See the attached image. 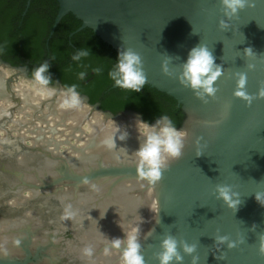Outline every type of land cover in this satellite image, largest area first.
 <instances>
[{"label":"water","instance_id":"water-1","mask_svg":"<svg viewBox=\"0 0 264 264\" xmlns=\"http://www.w3.org/2000/svg\"><path fill=\"white\" fill-rule=\"evenodd\" d=\"M57 1L60 9L47 43L62 19L72 13L82 22L78 31L91 29L117 53L122 48L138 52L147 83L176 99L186 114L182 126L176 127L186 132L183 156L166 160L162 179L150 184L141 175L143 169L136 155L146 137L126 124L110 125L108 121L134 115L155 124L161 117L151 123L134 109L114 113L76 90L107 118L81 141L90 112L73 125L68 118L72 111L62 113L54 102L35 101L22 95L14 85L18 76L4 74H0V130H6V135L0 136V140L6 144L0 145V155L13 161H30L41 170L54 173V184L93 191H138L143 199L152 190L159 203L158 215L139 239L146 264H158L155 256L160 251V241L168 234L196 244L200 264H264V255L259 252V237L264 234V205L255 196L257 192L264 193V0H256L254 6L233 17L227 30L220 27V21L226 19L220 0ZM193 29L198 34H193ZM200 44L209 47L216 64L221 66V76L215 83L218 91L203 99L181 83L182 64L190 50ZM249 47L255 54L244 57V50ZM167 56L173 58L169 63L172 75L163 72ZM0 62L33 80L30 67L14 66L2 56ZM248 64L255 67L249 69ZM242 71L247 74L243 97L234 95L236 73ZM52 85L69 88L60 80ZM20 114L30 116L32 123L47 124L54 132L59 131V126L70 128L77 140L72 144L73 154L61 151L60 141L44 135L37 138L36 145H29L24 136H15L7 126L12 122L24 125L23 119H17ZM125 134L127 139L121 141L119 137ZM109 138L115 147L104 143ZM201 151L203 154L197 156ZM221 185H228L239 194V205L230 207L219 198L217 187ZM137 213L120 216L119 223L128 225ZM153 229L152 236L146 239ZM219 236H228L230 240L243 236L246 243L229 250L226 244H216L215 238ZM124 242L120 248L107 243L113 254L107 264L122 261ZM223 255L225 260L217 259ZM190 261L191 257L186 255L185 264ZM30 262L29 258L0 256V264Z\"/></svg>","mask_w":264,"mask_h":264},{"label":"rangeland","instance_id":"rangeland-1","mask_svg":"<svg viewBox=\"0 0 264 264\" xmlns=\"http://www.w3.org/2000/svg\"><path fill=\"white\" fill-rule=\"evenodd\" d=\"M17 119L26 123L12 122L7 129H11L15 136L26 137L29 145H36L37 138L44 135L60 141L61 151L73 154L72 144L77 140L68 127L59 126V131L54 132L40 121L32 123L30 116L20 114ZM5 135L6 130H0V136ZM3 144L6 143L0 140V145ZM56 180L54 173L35 167L33 162L13 161L0 155V256L29 258L30 264H105L104 253H111L107 243H112L113 235H119L122 229L126 230L132 224L133 219L128 225H121L120 216L137 213L146 205L147 198L143 199L138 191H93L54 184ZM73 201H77L78 207L70 203ZM88 204L95 208L103 206L102 212L113 216L109 228L89 234L88 227L92 224L97 228L99 224L91 223L85 212L78 213L81 214L78 219L73 218L74 214L70 220L66 219L68 211L86 210ZM89 246L93 249L91 257L83 253V249Z\"/></svg>","mask_w":264,"mask_h":264},{"label":"clouds","instance_id":"clouds-1","mask_svg":"<svg viewBox=\"0 0 264 264\" xmlns=\"http://www.w3.org/2000/svg\"><path fill=\"white\" fill-rule=\"evenodd\" d=\"M223 15L226 19L220 21V27L223 30H227L230 26L229 21L233 17L240 14L241 11L248 7L255 5L256 0H220ZM193 34H198L193 29ZM255 54L252 48H246L244 50V57ZM89 52L87 50H78L72 59L79 61L84 57H87ZM173 60L172 57L167 56L165 63L163 64V72L165 75H172L169 68V63ZM116 65L108 73L111 80L115 85L122 89L132 90L134 92L142 91L144 85L147 83V77L143 68V60L141 55L131 48H122L117 55ZM247 67L252 69L255 65L248 64ZM51 65L48 62L41 64L33 72V80L40 90L47 91L48 86L51 84L52 76L50 73ZM97 73L101 70L96 69ZM85 73H80V78L83 79ZM221 76V66L215 62V57L212 51L206 44H200L193 47L188 58L182 64L181 83L185 87H190L194 90L198 97L201 99L205 95L215 96L218 88L215 87V83ZM236 91L234 95L245 96L244 89L247 83L246 72L236 73ZM64 100L60 105L64 109H78L81 106L82 99L80 94L76 91V86L69 87L66 92L63 93ZM249 100L252 97H248ZM140 130L146 137L141 146L137 149L136 155L139 158V165L143 169L141 175L150 183L156 184L162 179L163 171L167 169V162L164 158V154L173 160L180 159L183 156L185 149L184 133L178 130L173 122L167 117L163 116L156 121L155 124H149L147 122L138 120ZM121 141L127 139V135H121L119 137ZM108 147H115L114 141L109 138L104 141ZM203 152H199L197 156H200ZM219 198L223 199L228 206L234 204L239 205V194L234 193L230 186L221 185L217 187ZM256 200L264 205V193H255ZM235 197V199H234ZM71 208V205L68 206ZM68 215L73 213L68 211ZM253 229L257 228V225L252 226ZM150 231L146 239L150 238L153 234ZM216 244L227 245L229 250L243 245L246 243V239L243 236L238 237L237 240H230L228 236L216 237ZM259 252L264 255V234L260 235ZM123 244V256L122 264H146L145 256L143 254V245L135 234L126 235V239ZM122 239H112V245L120 248ZM183 250L181 254L180 250ZM198 246L196 244H190L187 240H178L174 235L168 234L160 241V251L156 253L155 259L158 264H185V256L191 257L190 264H200V257L196 255ZM85 256L91 257L93 255V249L91 246L83 249ZM218 260H225L226 256L217 258Z\"/></svg>","mask_w":264,"mask_h":264},{"label":"trees","instance_id":"trees-1","mask_svg":"<svg viewBox=\"0 0 264 264\" xmlns=\"http://www.w3.org/2000/svg\"><path fill=\"white\" fill-rule=\"evenodd\" d=\"M0 0V56L14 66L30 67V75L41 64L51 65V83L60 80L67 87L76 86L92 103L118 113L134 109L148 122L169 116L175 127L182 126L186 114L176 99L146 83L140 92L114 88L108 73L116 65L117 51L85 28L72 13L66 15L50 36L60 6L57 0ZM28 9L26 15L25 11ZM78 50L89 55L79 61L72 59ZM96 69L101 71L97 73ZM85 73L83 79L80 73Z\"/></svg>","mask_w":264,"mask_h":264},{"label":"bare ground","instance_id":"bare-ground-1","mask_svg":"<svg viewBox=\"0 0 264 264\" xmlns=\"http://www.w3.org/2000/svg\"><path fill=\"white\" fill-rule=\"evenodd\" d=\"M0 74H4L5 76L17 75L18 77H17L16 81L14 82V85H15V88L17 89V91L22 93V95L31 96V98L35 101L46 99L48 102H51V103L54 102L55 107H57V109L62 113H64L67 110L72 111V115H70L68 118H69V123H71L73 125L77 124L79 122L82 115H84L86 112H90L91 115L89 117V120H87L83 125V133L81 134L83 136H88L89 133L93 130L95 125H97L100 122H104L105 120H107L106 115L103 112L96 110V109H93V107L91 105H89L88 103H86L82 97H81L82 103H81L80 108H78V109H64V108H62L60 105L63 103V100L65 98L63 93L66 92V89L61 87L60 85H52V86L49 85L48 90L42 92L40 90L39 86L34 83V80H31V79L25 77L21 71H19L17 69L9 68L6 65L2 64L1 62H0ZM56 118H58V117H56ZM138 120H140V119L134 115H126L124 117H120V119H118V120L110 119V121H108V122L110 125H113L116 123L123 124V125L126 124V125L132 127L133 129L141 132ZM68 129L70 130V128H68ZM181 132L184 133V137H185L186 132L185 131H181ZM83 138L85 139V137H83ZM164 158H165V160L170 159V157H167L166 154H164ZM89 197H92V196L90 195ZM146 198H147V202H146V205H144V207H145L144 213L143 212H142V214L138 213V215L134 216V218L132 220V224L128 228H126V230L122 229L121 233H126V235L135 234L137 236V238L140 239L152 227V225L156 221V218L158 215L159 203H158L156 197L154 196L152 190L147 192ZM76 202L77 201H73L70 203H72L78 207V204ZM106 205H107L106 202H104V206H106ZM86 206H88L86 208V210L81 209L78 211L75 209L71 212L74 214L73 218H77V219L80 218V215L82 214V212H85V214L88 213V216H90L88 218H90L91 223H96V224L98 223L99 224V227H97V228L94 225L92 226V224H91V226L88 227L89 234H92L93 231L96 232V230H100V232H101L104 229H106L107 227L109 228L110 224H112V222H113V219L111 218V215H109L107 212H102L103 206H99L97 208H95L93 205L89 206V204ZM78 213H81V214L78 215ZM71 217L72 216L67 215L66 219L70 220ZM114 218H115V216H114ZM102 220H104L103 223H102ZM121 233L119 235L118 234L113 235L112 236L113 239H115V238L122 239L123 237L126 239V235L122 236ZM108 239L111 240L110 237ZM110 252L111 253L105 252L103 257H102V259L105 261L104 262L105 264L109 263V259L113 255L112 251H110ZM118 264H122V261L119 262Z\"/></svg>","mask_w":264,"mask_h":264},{"label":"flooded vegetation","instance_id":"flooded-vegetation-1","mask_svg":"<svg viewBox=\"0 0 264 264\" xmlns=\"http://www.w3.org/2000/svg\"><path fill=\"white\" fill-rule=\"evenodd\" d=\"M29 2V1H28ZM31 5V4H30ZM30 6H28V3H27V8H29ZM28 9L25 11L24 15H26Z\"/></svg>","mask_w":264,"mask_h":264}]
</instances>
